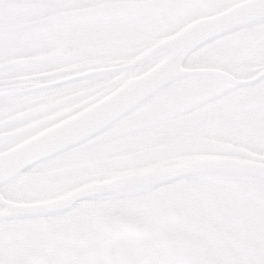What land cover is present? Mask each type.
<instances>
[{
	"label": "snow or ice",
	"instance_id": "1",
	"mask_svg": "<svg viewBox=\"0 0 264 264\" xmlns=\"http://www.w3.org/2000/svg\"><path fill=\"white\" fill-rule=\"evenodd\" d=\"M0 264H264V0H0Z\"/></svg>",
	"mask_w": 264,
	"mask_h": 264
}]
</instances>
